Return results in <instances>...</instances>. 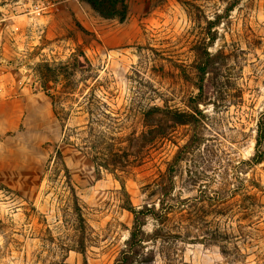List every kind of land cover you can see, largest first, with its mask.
I'll use <instances>...</instances> for the list:
<instances>
[{
  "label": "rangeland",
  "instance_id": "1",
  "mask_svg": "<svg viewBox=\"0 0 264 264\" xmlns=\"http://www.w3.org/2000/svg\"><path fill=\"white\" fill-rule=\"evenodd\" d=\"M189 1L204 26L230 0ZM127 2L128 14L119 19L85 0H0V264H114L124 247L133 223L124 202L128 196L137 206L145 202L143 186L154 171L147 164L124 184L108 171L98 177L81 149L88 96L120 115L149 104L188 109L198 91L195 75L187 81L176 63L194 62L192 45L203 31L181 0ZM219 32L211 50L231 54L230 95L212 92L201 105V126L179 127L177 144L165 153L170 161L178 145L199 133L176 178V193L184 196L226 181L242 187L246 176L264 186V161L241 165L247 174L234 168L253 156L264 113V0H242ZM127 125L138 126L133 116ZM257 195L264 204V188ZM261 209L252 226L239 215L223 218L232 234L185 243L182 259L264 264ZM155 264L164 261L158 256Z\"/></svg>",
  "mask_w": 264,
  "mask_h": 264
},
{
  "label": "trees",
  "instance_id": "2",
  "mask_svg": "<svg viewBox=\"0 0 264 264\" xmlns=\"http://www.w3.org/2000/svg\"><path fill=\"white\" fill-rule=\"evenodd\" d=\"M85 1L108 18L125 19L128 14L127 0ZM181 1L190 8L194 21L203 29L202 35L192 45L194 62L176 63L187 81L191 79V72L195 75L194 86L198 91L189 96L188 109L166 103L149 104L141 106L133 114V108H130V114L120 115L109 111L96 95L88 96L87 136L81 149L92 161L98 177L108 171L124 184L127 177L135 175L138 169L147 164L154 171L143 186L147 197L142 205H135L123 186L128 196L124 207L132 213L133 223L114 264H155L158 256L164 264H186L181 255L183 244L200 239L212 242L219 238L226 239L232 234L228 227L233 228V225L223 218L239 215L241 220L247 221L246 226H252L262 217L260 213L264 204L259 201L257 192L264 186L254 177L246 176L242 187H231V183L226 181L219 189L202 186L193 196L176 193V178L181 162L193 146L201 141V137L194 131L186 143L178 145L170 161L165 157L166 150L170 144H177L179 127L201 126L205 116L201 105L211 102L207 100L211 98L212 92L225 91L226 95H230L228 81L231 77L227 74L225 59H229L231 54L222 48L214 52L211 47L219 38L220 25L225 18H230L231 12L242 0H230L223 12H217L212 18L205 17L204 26L196 11L197 5H190L189 0ZM54 111L59 118L56 107ZM129 116H133L138 124L131 130L127 125ZM263 161L264 113L257 121L253 156L240 161L234 168L242 173L239 169L241 165L252 167ZM243 173L247 174V170ZM79 218L84 233L86 221L82 213ZM224 223L225 229H222ZM150 224L152 226L148 228Z\"/></svg>",
  "mask_w": 264,
  "mask_h": 264
}]
</instances>
